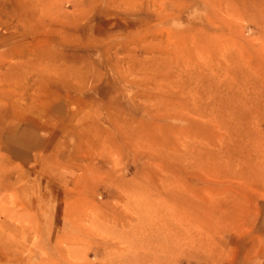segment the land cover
<instances>
[{"label":"rangeland","instance_id":"obj_1","mask_svg":"<svg viewBox=\"0 0 264 264\" xmlns=\"http://www.w3.org/2000/svg\"><path fill=\"white\" fill-rule=\"evenodd\" d=\"M262 94L264 0H0V264H121L92 208L166 178L227 228L171 264H264Z\"/></svg>","mask_w":264,"mask_h":264},{"label":"bare ground","instance_id":"obj_2","mask_svg":"<svg viewBox=\"0 0 264 264\" xmlns=\"http://www.w3.org/2000/svg\"><path fill=\"white\" fill-rule=\"evenodd\" d=\"M248 75L249 73L246 72V76ZM26 80V78L23 79L21 83L24 84ZM250 84L253 87L257 86L252 81ZM260 97H264V94ZM255 101L256 98H249V103L257 106ZM97 140L100 146L107 145L106 138L99 136ZM133 144V147L140 148L139 139H136V144L134 142ZM174 159L187 161L186 171L206 174L209 170L206 163L194 164L195 160L190 153H185L181 157L176 156ZM262 165H264V156H255L253 165L247 166L243 173L251 179ZM165 180L167 181L158 189L147 187L138 181L115 183L118 197L113 206L96 205L92 208L96 215L110 218L115 227L124 230L123 236L126 237L122 244L125 245L123 247L125 254L121 264H171L170 257L178 250L188 249L198 244L206 246L207 243L204 242L207 232L213 231L221 235L227 230L219 223L207 225L201 220L206 212L202 202L190 197L181 186H174L169 178ZM95 219L91 216L88 220L90 227L97 232L109 231V227L100 222L97 223ZM80 221L86 220L78 218V222ZM110 235L120 236L115 232Z\"/></svg>","mask_w":264,"mask_h":264}]
</instances>
